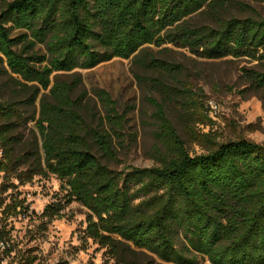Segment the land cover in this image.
I'll use <instances>...</instances> for the list:
<instances>
[{
  "label": "trees",
  "instance_id": "1",
  "mask_svg": "<svg viewBox=\"0 0 264 264\" xmlns=\"http://www.w3.org/2000/svg\"><path fill=\"white\" fill-rule=\"evenodd\" d=\"M234 2L2 1L0 172L20 184L50 175L62 182L64 197L45 207L43 222L80 203L88 210L84 240L104 249L114 264H199L200 258L264 264V144L218 142L199 133L197 124L212 121L204 93L181 78L182 63L154 51L171 45L201 60L246 59L252 66L242 71L250 89L264 90V17H225ZM204 10L214 23L192 24L190 18ZM115 57L163 74L152 79L160 98H148L158 141L151 167L112 168L125 115L100 91L106 115L91 126L81 111L85 93L74 97L79 80H60ZM174 101L180 102L183 131L204 151L192 152L173 123L168 107ZM11 198L7 205L0 200L4 216L11 208L27 210L18 196Z\"/></svg>",
  "mask_w": 264,
  "mask_h": 264
},
{
  "label": "rangeland",
  "instance_id": "2",
  "mask_svg": "<svg viewBox=\"0 0 264 264\" xmlns=\"http://www.w3.org/2000/svg\"><path fill=\"white\" fill-rule=\"evenodd\" d=\"M223 14L225 17H264V0H235ZM190 22L194 25L213 24L214 15L204 10L194 14ZM13 34L16 36L20 32ZM169 47L171 50L154 48V51L160 58L182 63L185 73L181 78L190 83L194 91L205 95V108L212 121L197 124L196 130L218 142L247 138L264 144V90H251L242 71L252 63L230 58L201 60L184 49ZM36 51L44 54L46 49L37 45ZM157 77H163V74L144 69L133 58L119 57L91 69L76 68L60 75V80H79L74 97L85 93L81 111L91 126H100V118L106 115L100 91H106L116 102L119 113L125 115V127L115 137L118 159L109 163L114 169L154 165L150 153L158 143L155 136L157 126L153 118L154 107L148 98H160L152 84V79ZM174 102L168 107L173 123L188 141L192 152L204 151L183 131L177 106L180 102ZM64 194L62 182L54 175L36 176L32 181L20 184L15 179L7 180L0 172V200L7 205L12 196H18L24 201V207H28L26 211L8 209L6 216L0 211V264H114L104 249L84 240L88 210L80 203L68 205L61 218L48 223L40 219L45 207L62 199ZM3 234L6 242H1ZM199 264L210 262L200 258Z\"/></svg>",
  "mask_w": 264,
  "mask_h": 264
}]
</instances>
